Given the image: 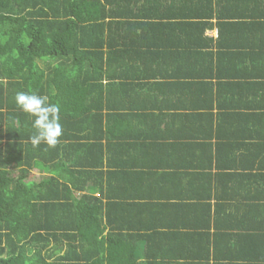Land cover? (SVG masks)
I'll list each match as a JSON object with an SVG mask.
<instances>
[{"label": "trees", "instance_id": "trees-1", "mask_svg": "<svg viewBox=\"0 0 264 264\" xmlns=\"http://www.w3.org/2000/svg\"><path fill=\"white\" fill-rule=\"evenodd\" d=\"M215 27L217 39L206 35ZM120 54L159 71L164 59L176 58L172 74L185 80L202 78L194 75L197 63L213 68L215 54L218 78L235 75L240 95L250 74L242 68L264 73V0H0V264H113L119 243L113 233L104 236L106 228L134 223L128 206L106 198L99 182L131 171L116 156L123 146L115 129L105 143L102 127L106 115L146 109L121 101L142 82L124 83L132 88L109 99L111 112L99 104L102 70ZM17 91L60 104L63 136L55 148L31 144L33 118L15 105Z\"/></svg>", "mask_w": 264, "mask_h": 264}, {"label": "crops", "instance_id": "crops-1", "mask_svg": "<svg viewBox=\"0 0 264 264\" xmlns=\"http://www.w3.org/2000/svg\"><path fill=\"white\" fill-rule=\"evenodd\" d=\"M206 35L217 39L218 28ZM215 54L213 68L197 63L194 75L200 79L174 77L177 59L171 57L160 61L159 71L120 54L102 70L99 84L106 92L99 104L105 114L111 112L109 99L121 100L120 90L132 88L124 83L142 82L143 87L122 104L146 106L122 111L137 114L113 120L106 115L102 127L105 143L115 129V143L123 146L116 156L131 171L99 182L106 198L128 206L134 223L113 232L106 228L104 236L113 233L119 243L113 264H264V87L256 86L264 85V73L242 68V74H250L236 94L235 75L225 72L224 79L218 78ZM141 68L146 71L142 81L136 80Z\"/></svg>", "mask_w": 264, "mask_h": 264}, {"label": "clouds", "instance_id": "clouds-1", "mask_svg": "<svg viewBox=\"0 0 264 264\" xmlns=\"http://www.w3.org/2000/svg\"><path fill=\"white\" fill-rule=\"evenodd\" d=\"M13 99L22 112L33 118L32 128L35 132L30 136L33 147L44 143L50 148H55L63 136L60 104L51 103L48 95L36 91H17Z\"/></svg>", "mask_w": 264, "mask_h": 264}, {"label": "rangeland", "instance_id": "rangeland-1", "mask_svg": "<svg viewBox=\"0 0 264 264\" xmlns=\"http://www.w3.org/2000/svg\"><path fill=\"white\" fill-rule=\"evenodd\" d=\"M37 171H35V173H36ZM15 173H17V170H15Z\"/></svg>", "mask_w": 264, "mask_h": 264}]
</instances>
